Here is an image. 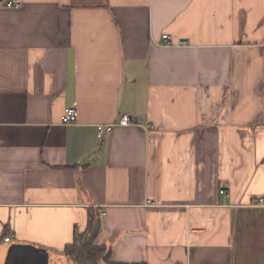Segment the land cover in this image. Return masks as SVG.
I'll use <instances>...</instances> for the list:
<instances>
[{
	"label": "crops",
	"instance_id": "0c3cea01",
	"mask_svg": "<svg viewBox=\"0 0 264 264\" xmlns=\"http://www.w3.org/2000/svg\"><path fill=\"white\" fill-rule=\"evenodd\" d=\"M262 197L264 0H0V264L90 209L112 264H264Z\"/></svg>",
	"mask_w": 264,
	"mask_h": 264
},
{
	"label": "trees",
	"instance_id": "16d2710c",
	"mask_svg": "<svg viewBox=\"0 0 264 264\" xmlns=\"http://www.w3.org/2000/svg\"><path fill=\"white\" fill-rule=\"evenodd\" d=\"M100 229V216L90 209L86 230L80 233L77 228L74 229L73 241L65 247L64 256L72 264H112L109 249L95 245Z\"/></svg>",
	"mask_w": 264,
	"mask_h": 264
},
{
	"label": "built area",
	"instance_id": "2783aa9c",
	"mask_svg": "<svg viewBox=\"0 0 264 264\" xmlns=\"http://www.w3.org/2000/svg\"><path fill=\"white\" fill-rule=\"evenodd\" d=\"M8 9H18L20 8V5L14 4V3H6L5 5ZM162 42L165 47H173L174 44L171 42V39L168 35H162ZM177 47H185L186 43H179L176 45ZM76 121V114L73 109L68 110L65 114V116L62 118V125H71ZM136 124V120L133 117H130L128 115H121L117 121L111 122V123H105V124H98L95 126L97 138L98 140L102 139L103 136L111 131L115 127H130L132 125ZM220 194H224L223 191H220ZM258 206H264V197L258 200L257 203ZM10 239L6 238L4 239L5 242H8Z\"/></svg>",
	"mask_w": 264,
	"mask_h": 264
},
{
	"label": "rangeland",
	"instance_id": "374dc122",
	"mask_svg": "<svg viewBox=\"0 0 264 264\" xmlns=\"http://www.w3.org/2000/svg\"><path fill=\"white\" fill-rule=\"evenodd\" d=\"M38 256H39V253H36ZM37 256V259H34L32 261V264H43L42 262L45 261L43 259V261L41 259H39V257ZM28 262V258L26 259L25 263L24 264H27ZM52 264H72L71 262L63 259L62 261H60V258H55V260L52 262Z\"/></svg>",
	"mask_w": 264,
	"mask_h": 264
},
{
	"label": "water",
	"instance_id": "95a60500",
	"mask_svg": "<svg viewBox=\"0 0 264 264\" xmlns=\"http://www.w3.org/2000/svg\"><path fill=\"white\" fill-rule=\"evenodd\" d=\"M33 259H35V256H30V257L28 258V262H27V264H30L31 261H32ZM36 259H37V258H36Z\"/></svg>",
	"mask_w": 264,
	"mask_h": 264
}]
</instances>
